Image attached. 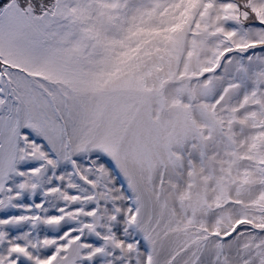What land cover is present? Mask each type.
Here are the masks:
<instances>
[{"label": "snow or ice", "instance_id": "1", "mask_svg": "<svg viewBox=\"0 0 264 264\" xmlns=\"http://www.w3.org/2000/svg\"><path fill=\"white\" fill-rule=\"evenodd\" d=\"M0 264H264V0H0Z\"/></svg>", "mask_w": 264, "mask_h": 264}]
</instances>
